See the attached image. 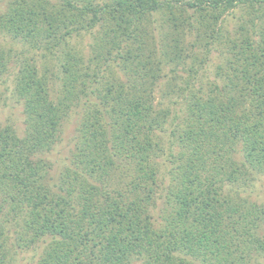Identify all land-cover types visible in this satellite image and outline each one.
Segmentation results:
<instances>
[{
    "label": "trees",
    "instance_id": "1",
    "mask_svg": "<svg viewBox=\"0 0 264 264\" xmlns=\"http://www.w3.org/2000/svg\"><path fill=\"white\" fill-rule=\"evenodd\" d=\"M244 2L17 0L0 12V34L27 52L62 57V84L52 99L50 79L25 50L0 48V80L12 77L24 116L21 135L0 125V264L39 245L37 264H260L264 204L242 194L264 176V63L242 53L250 48L247 39L236 61L242 86L235 111L189 82L174 83L196 45H184L185 35L194 30L196 41H213L220 15ZM246 3L255 19L264 17V0ZM190 9L198 20L185 14ZM155 13L165 26L159 25L158 41L150 29ZM87 32L93 42L85 64L69 40ZM257 33L264 36V26ZM164 68L173 74L170 104L182 99L180 116L155 104ZM77 108L73 150L52 176L46 155ZM170 119L165 151L158 134ZM163 152L171 177L160 196L162 163L153 158ZM160 199L158 229L151 212Z\"/></svg>",
    "mask_w": 264,
    "mask_h": 264
},
{
    "label": "rangeland",
    "instance_id": "2",
    "mask_svg": "<svg viewBox=\"0 0 264 264\" xmlns=\"http://www.w3.org/2000/svg\"><path fill=\"white\" fill-rule=\"evenodd\" d=\"M17 0H0V12L6 10L7 5L13 3ZM52 1V0H50ZM159 2H168L171 4L173 0H158ZM247 2V0H244ZM246 2L236 5L234 8H229L225 10L223 14L220 15V19L215 26V39L213 41L210 40L211 37L205 38L202 34V40L195 39V31L188 33L185 35V44H193L194 45L190 50L186 51L185 65L187 66L186 71L179 70L177 72V80L174 83L184 86V81L189 82L193 85L195 90H199L201 93L205 94V97H211L218 99V102L223 107L231 106V109L234 111L238 108V105L233 104V102H237L240 97L237 96L238 88L242 85L237 82L235 78V68L236 61L241 60L243 55H239L242 49L244 48V44H246V40L250 41V48L248 51H244L245 56L251 57V55L258 57V63H264V36L260 37L259 35H254V33L258 32L264 26V17L259 19V15L257 19L254 18V11L252 10ZM174 4V3H173ZM224 6V5H221ZM178 8V7H177ZM264 8V6H262ZM175 12V11H174ZM247 12H249L247 14ZM185 14H190L197 19L198 14L193 12L191 9L187 10ZM177 16V14H176ZM162 15L160 13H155L153 18H155V22L150 29L152 30L151 36H153L154 41H158L160 38L159 25L163 26V22L160 19ZM198 20V19H197ZM249 20V22H247ZM197 22V21H196ZM244 24L245 29H241ZM252 26L257 31H252ZM196 27V26H195ZM93 33V31H92ZM92 33H83L79 37H74L72 40H69V45L75 47L79 50L80 55L82 56L84 63H87V60L91 59L90 46L93 42ZM220 35V39H216L217 35ZM258 34V33H257ZM211 41V42H210ZM156 47H159L156 44ZM0 48L4 50L12 49L13 53H20L25 50L26 57L33 58L35 60V64L39 73L45 72L47 77L50 79L49 81V89L50 95L52 99L57 96L59 93V88L61 87V73L59 64L61 62V55L59 52L54 53L53 55H46L45 51L42 49L31 50L27 52V48L24 47L20 42H15L13 39L0 34ZM26 48V49H25ZM239 63V62H238ZM110 63L109 65H111ZM240 64V63H239ZM254 64V63H253ZM259 68L258 64H254ZM191 68L190 71H187ZM241 68V65L238 66V69ZM101 69L103 70V74L105 73L106 67L104 64L101 65ZM253 73V71L251 70ZM162 74L164 77L158 81V84L155 88V92L153 94L155 99V104L160 103L164 106H171L172 114L180 116V108H183V103L181 98H177V105L170 104L174 101L176 93H172L171 88L167 87V81H170V78L173 77L168 68H164ZM104 78H106L107 73L104 74ZM166 76V77H165ZM103 78V79H104ZM12 77L3 78L0 80V125H11L16 132L21 135L23 130V120L24 116L22 114V106L17 103L12 95ZM173 83V82H172ZM232 94V95H231ZM230 98H232V102H230ZM231 103V104H230ZM237 106V107H236ZM230 109V107H229ZM81 109H73L70 113L69 117L64 120L62 123L59 140L54 146L53 150L46 155L47 159L50 160L52 169V176L57 174L60 170H62L63 163L66 162L67 157H69L71 150L74 147V136L76 134V129L79 121ZM172 119V118H171ZM171 119L168 125L165 126V131L158 134L159 142H164V150L166 151L168 143L170 140V132L173 129L171 125ZM163 155L156 156L154 159V163H162L161 173L159 179L161 180L159 195L161 196L162 187L166 186L171 174H167V170L170 167L166 162L167 157L163 152ZM68 162V161H67ZM222 179V176H219ZM226 181L223 182L224 190L227 191L229 187L226 185ZM224 192V194H226ZM231 195V193H230ZM163 196V195H162ZM232 196V195H231ZM242 196L251 197L259 204H264V176H260L253 182V186L247 188L246 191L242 194ZM235 202L234 199H232ZM162 203V199L157 201L156 208H154L151 212L152 222L154 227L158 229L160 224H164L161 221L160 213H159V205ZM156 228V229H157ZM263 228V229H262ZM257 233L264 237V225H261L257 230ZM229 242V241H228ZM33 247L30 249L22 250L17 252L14 256L13 262L11 264H37L39 260V255L41 253L40 247ZM241 249L237 252V254L241 253ZM244 252V250H243ZM251 255L254 257L257 252L249 251ZM246 253V251H245ZM255 264H259L256 262ZM259 261V259H258ZM144 259L140 261H136L134 264H143ZM9 264V263H8ZM260 264H264V259H260Z\"/></svg>",
    "mask_w": 264,
    "mask_h": 264
}]
</instances>
